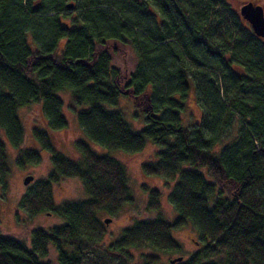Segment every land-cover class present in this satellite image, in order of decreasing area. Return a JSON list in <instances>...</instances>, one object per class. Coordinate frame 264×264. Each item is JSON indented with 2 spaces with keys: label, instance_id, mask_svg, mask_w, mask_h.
Listing matches in <instances>:
<instances>
[{
  "label": "trees",
  "instance_id": "obj_1",
  "mask_svg": "<svg viewBox=\"0 0 264 264\" xmlns=\"http://www.w3.org/2000/svg\"><path fill=\"white\" fill-rule=\"evenodd\" d=\"M191 86L201 120L185 127L178 114ZM63 90L88 140L130 154L155 147L141 173L172 183L176 216L136 220L104 243L99 215L133 203L123 165L82 140L74 142L79 156L68 158L35 128L51 169L18 205L62 223L33 227L29 246L0 233V264H53L49 246L57 264H158L155 254L134 263L130 250L181 257L171 230L187 224L202 246L173 264H264V47L239 13L223 0H0V131L18 150V167L41 160L21 148L18 110L38 103L48 130L64 129ZM120 96L140 111V130L110 109ZM8 172L0 140V185ZM72 177L87 197L54 205L51 184ZM141 189L147 210L157 211L159 191Z\"/></svg>",
  "mask_w": 264,
  "mask_h": 264
},
{
  "label": "rangeland",
  "instance_id": "obj_2",
  "mask_svg": "<svg viewBox=\"0 0 264 264\" xmlns=\"http://www.w3.org/2000/svg\"><path fill=\"white\" fill-rule=\"evenodd\" d=\"M231 9L238 13L239 7L248 1L256 5H260L264 10V0H223ZM68 21V19H63ZM63 46V41L59 42L58 49ZM129 61L133 60L130 51L125 53ZM57 96L63 102V114L67 121V126L60 130H48L45 121L41 114L40 105L38 103L30 104L18 110V117L24 130V139L21 148H34L38 150L41 160L39 163L24 167H18L15 164V156L18 150L13 149L7 142L2 131H0V140L3 141L7 153V165L9 172L4 180V186L0 185V233L3 235L12 236L14 239L23 242L29 246L30 230L33 227L50 228L60 225L62 220L56 216L46 213H39L29 217L26 212L19 207L20 199L28 192L36 181L46 179L47 174L51 169L49 155L47 152L40 150L32 137V131L35 128H42L52 136L54 147L64 156L76 159L79 154L74 147L76 140H82L99 155H109L113 159L120 162L127 176V185L130 189L133 203L125 205L116 216L106 214L99 215V219H109L107 224L103 223L105 235L103 242L109 243L114 240L119 233L126 227L132 225L136 220H153L157 216L162 217L167 221H171L176 216V212L168 201V193L171 190L172 183H166L159 177L143 176L140 169V164L143 160H155V147L147 142L145 147L134 154L124 152L122 150L108 151L102 146L88 140L82 133L76 120V108L72 105L69 90L57 92ZM111 110L119 111L124 119L130 124L134 131L140 130L144 126V121L140 111L133 106L129 98L120 96L117 105L110 108ZM182 126H193L201 120V111L196 103L193 87L187 93L183 101V109L178 114ZM31 175L32 181L23 185V179ZM145 184L149 188H156L159 191V208L157 211H150L146 208L147 192L141 189V185ZM51 198L54 205H59L63 202L79 201L87 196L83 191L82 184L78 178H61L57 182L51 184ZM171 236L181 246V257L185 260L192 253L197 251L202 245L198 241L196 232L190 224L184 227L171 230ZM45 260L57 264V259L54 250L51 246ZM134 256V263L140 261V256L145 254H155L159 257L158 264H169L168 260L177 256L176 254H165L151 250L150 248H136L130 250Z\"/></svg>",
  "mask_w": 264,
  "mask_h": 264
},
{
  "label": "water",
  "instance_id": "obj_3",
  "mask_svg": "<svg viewBox=\"0 0 264 264\" xmlns=\"http://www.w3.org/2000/svg\"><path fill=\"white\" fill-rule=\"evenodd\" d=\"M68 8L71 7V4L67 5ZM240 17L246 21L253 34L256 37L262 38V45L264 47V15L263 8L260 5L253 4L252 2L243 3L238 10ZM33 177L31 175L26 176L23 179V185H27L32 181ZM109 219H104V223L107 224ZM182 260V257H175L169 260L170 264L179 262Z\"/></svg>",
  "mask_w": 264,
  "mask_h": 264
},
{
  "label": "flooded vegetation",
  "instance_id": "obj_4",
  "mask_svg": "<svg viewBox=\"0 0 264 264\" xmlns=\"http://www.w3.org/2000/svg\"><path fill=\"white\" fill-rule=\"evenodd\" d=\"M248 2H251V1H248ZM253 3V2H252ZM254 4V3H253ZM263 8V7H262ZM263 15H264V10H263ZM240 16V15H239ZM243 20V19H242ZM244 21V20H243ZM245 23H247L246 21H244ZM248 24V23H247ZM248 26H249V24H248ZM250 27V26H249ZM251 29V28H250ZM259 38V37H258ZM261 39V41H262V38H260Z\"/></svg>",
  "mask_w": 264,
  "mask_h": 264
}]
</instances>
